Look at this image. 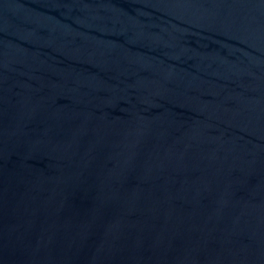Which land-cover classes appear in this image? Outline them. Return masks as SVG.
I'll return each instance as SVG.
<instances>
[{
  "label": "water",
  "instance_id": "95a60500",
  "mask_svg": "<svg viewBox=\"0 0 264 264\" xmlns=\"http://www.w3.org/2000/svg\"><path fill=\"white\" fill-rule=\"evenodd\" d=\"M0 264H264V0H0Z\"/></svg>",
  "mask_w": 264,
  "mask_h": 264
}]
</instances>
